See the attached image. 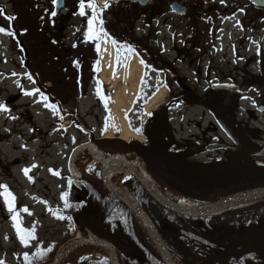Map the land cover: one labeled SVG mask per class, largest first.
Here are the masks:
<instances>
[{
  "label": "rangeland",
  "instance_id": "obj_1",
  "mask_svg": "<svg viewBox=\"0 0 264 264\" xmlns=\"http://www.w3.org/2000/svg\"><path fill=\"white\" fill-rule=\"evenodd\" d=\"M16 2L19 5L18 11L14 10L13 0H0V5L3 6L4 12L8 16L15 18L20 29H26L28 27L26 1L17 0ZM99 19L101 20V17ZM99 25V22L93 25L95 32L98 33L95 39H86L88 27L80 34L76 32V29H70L66 34L68 37L66 46L71 50L69 52H63L57 44L56 50L50 53V61H53V58L57 56L60 57L57 64L61 69L60 74H48L43 70H39L36 74V78L42 82L53 79L50 88L54 90V98L66 99L60 97V93L63 92L78 96L77 89L81 93L85 92V97L80 99L78 107L79 116L82 119L78 122L81 123V127H76L73 124L72 116L64 118L60 107H56L55 113L46 107L42 100L43 95L39 92L35 82L30 80H26L22 94L34 92L35 95H25L19 101V109L15 111V114L11 111L14 105L8 99L17 92V88H21L19 86L20 79L18 81L11 78L13 59L15 58L12 39L8 35L0 34V68L3 72L2 102L6 104L7 101L9 106L6 107L7 104H4L7 111L1 112V123L7 129H13L12 136H8L5 131L2 132L0 186H6L7 191L15 198L14 208L19 213V227L31 230L35 225L34 234L36 237L35 240L29 241L30 246L28 247L21 244L13 224V213L8 212L4 197L0 196V262L2 264L26 263L35 256L37 251L44 252L48 248L57 254L70 234L74 233L75 237L82 236L73 226L71 219L56 218V215L69 217L67 212L73 184L70 174L71 154L80 144H96L101 139L108 140L105 139L108 133L113 134L114 138L111 140L119 137L118 128L113 123L109 112L114 89H110L99 79H94L91 71L96 45L100 46L102 34H104ZM140 33L149 34L151 39L149 43L156 52H161L160 48L166 46L162 58L169 61L170 29L155 30V27L150 25L144 30L141 29ZM165 38L166 41H164ZM61 45L64 46L62 42ZM128 49L127 47H115V69L120 70L129 58ZM18 61L21 63L20 58ZM155 70L152 67V61L146 56L142 63V77L138 93L132 107L124 116L129 126L131 125L135 129L143 130L147 121L143 118L144 103H147L161 88H167L165 86L166 75ZM77 81H79L78 85ZM98 87L100 96L97 95ZM170 93L167 88L166 98ZM101 96L105 99H101ZM47 104L50 103L47 101ZM256 104L255 101L244 100L241 102V110L254 109ZM65 106L67 107V105ZM68 107L70 106L68 105ZM168 110L170 123L180 142H194L203 145L225 141L221 132L207 130V127L212 124V119L201 110L193 108L189 104L175 103L174 101L168 105ZM194 123L200 124L201 127ZM252 125L254 127L253 138H256L258 142L261 141L259 143L263 145L264 119L261 125L257 123H252ZM7 137L8 140H6ZM225 143L229 144L226 141ZM223 156L225 155L221 152H206L198 156L197 159L208 161ZM34 165L35 167H33ZM73 168L76 173L92 178L94 180L93 187L96 190L107 193L105 188L103 190L96 187V184H99L95 180L99 177L101 166L84 170L74 162ZM25 169H30L27 176L24 174ZM53 173H58V175ZM69 181H71V185H69ZM3 191L4 188L0 187V192ZM65 193L67 194L66 199L62 200L61 197ZM41 201L45 203H41ZM21 209H27V212L21 211ZM29 212L32 215H28ZM26 255L29 260H25Z\"/></svg>",
  "mask_w": 264,
  "mask_h": 264
},
{
  "label": "flooded vegetation",
  "instance_id": "obj_2",
  "mask_svg": "<svg viewBox=\"0 0 264 264\" xmlns=\"http://www.w3.org/2000/svg\"><path fill=\"white\" fill-rule=\"evenodd\" d=\"M16 1L13 0L14 10L18 11L19 5ZM25 1L28 27L20 29L14 19L11 31L14 36H10L15 56L11 78L18 81L20 79L21 87L8 99L14 105L11 108L14 114L19 109V101L25 96L22 92L26 80L34 81L39 92L47 97L50 103L48 95L55 96L54 90L50 88L53 79L42 82L36 78V74L39 70L47 71L48 74L61 73L60 66H57L60 57L50 61V53L56 50L57 44L63 52L71 51L66 46L67 32L72 28L76 29L78 34L86 31L88 19L93 14L92 9L85 7V15H79L81 0ZM89 2L91 0H84L85 4ZM95 3L103 21L99 27L109 36L114 33L111 28L113 25L119 24L122 19L125 22L131 19V40L137 41L140 46L148 44L151 47L149 34H141V29L144 30L150 25H153L155 30L170 29L169 61L162 58L166 46H162L159 53L152 47L151 49L157 53L159 63H169L172 67L170 81L173 90L170 95L173 101L189 104L208 115L212 124L207 130L221 132L224 140L229 143L223 141L222 144L227 148L216 151H207L210 143L206 144V151L224 153L225 156L221 158H226L230 153H235L244 141L251 145V157L256 165L258 162L264 163V155H260L264 152V144L261 145V141L258 142L253 138L254 134L252 135V123L261 125L264 119V0H151L146 5L140 2L108 0L106 9L99 4V0H95ZM53 11L56 12L55 16L51 15ZM113 37L111 40L115 39ZM116 46L129 48L128 45ZM2 74L0 68V105L4 107ZM28 76L32 79H28ZM76 83L78 85L79 81ZM77 93L78 96L69 92L60 93V97L68 99V103L63 102L65 99L59 100L63 106L67 105L65 107L71 110L72 114L75 109L74 101L77 98L80 101L82 94L79 89ZM247 99L257 102L256 107L242 111L241 102ZM6 104V107H9L7 101ZM1 112L0 144L3 141V131L8 136L13 134V129H7L1 123ZM72 120L76 127H81L78 122L81 120L74 119L73 116ZM194 124L201 127L200 124ZM8 139L7 137L6 140ZM72 183L73 186L75 182ZM144 192L154 201L146 191ZM230 264L236 262L231 260Z\"/></svg>",
  "mask_w": 264,
  "mask_h": 264
},
{
  "label": "trees",
  "instance_id": "obj_3",
  "mask_svg": "<svg viewBox=\"0 0 264 264\" xmlns=\"http://www.w3.org/2000/svg\"><path fill=\"white\" fill-rule=\"evenodd\" d=\"M0 10V28L11 32L12 20L5 18L10 16L1 5ZM127 21L122 19L119 24L113 25L111 28L114 33L110 37L116 39H113L115 45H128L131 49L129 53H135L143 62L147 56L155 71L166 75L165 86L172 94L171 65L159 63L157 53L148 44L140 46L137 41H132L133 28L129 25L131 19ZM97 59L98 53L91 67L94 79ZM44 93L47 94L46 91ZM48 96L52 105L61 108L64 118L72 114L71 110L63 106L62 101L52 95ZM84 96L85 92L80 95ZM63 102L67 104L68 99ZM78 104L79 98L74 101L72 116L80 120ZM169 116L168 106L151 113L144 131L139 133L145 137L146 143L111 140L101 142L96 147L106 154L126 155L163 189L200 204H211L247 190L264 188V168L252 160L251 145L242 141L236 152L226 158L199 161L197 157L206 153L207 145L180 142ZM131 129L135 131L132 126ZM75 183L83 189V200L70 204L67 214L78 233L84 238L106 241L118 252L122 264H166L148 244L140 226L121 202L85 181ZM125 190L150 217L168 251L182 264H230L231 260L236 264H264V201L206 218H191L168 211L152 201L134 179L125 184ZM74 235L70 234L68 240L74 238ZM180 238L198 243L202 249L193 254ZM42 253H45L42 258L35 255L23 264H51L56 252ZM77 264L110 262L107 259L88 257Z\"/></svg>",
  "mask_w": 264,
  "mask_h": 264
},
{
  "label": "bare ground",
  "instance_id": "obj_4",
  "mask_svg": "<svg viewBox=\"0 0 264 264\" xmlns=\"http://www.w3.org/2000/svg\"><path fill=\"white\" fill-rule=\"evenodd\" d=\"M108 0H99L101 6H105ZM100 63L98 77L99 80L105 85L109 86L110 89H114V95L112 96L109 112L111 113V119L116 124L119 131V139L124 142H130L131 140H138L145 142V139L141 136H137L133 133L127 125L125 120V113L130 110L134 99L138 93L140 80L142 77V63L141 60L136 56L132 55L123 64L120 70L114 69L115 64V49L111 45L110 40L106 36H102L100 44ZM167 96V90L161 88L147 103L144 107V120H147L151 111L162 102ZM113 134L108 133L105 139H113ZM104 157L96 149H84L80 151L75 157V163L82 167L84 170H91L100 168ZM129 179V175L120 169H112L108 173V181L115 191L122 193L124 196L127 194L124 192L122 185ZM151 181V180H150ZM154 190L167 202L173 206L183 210H201L205 206L196 202L184 199L177 196L163 188H160L153 181H151ZM97 188L104 190V187L97 185ZM264 200V197L252 196L244 198L234 202L233 204L226 207V210L240 209L257 202ZM183 201L184 203H181ZM142 231L147 242L154 248H158L155 238L152 232L142 226ZM93 257L95 259H104L108 257V253L101 247L94 243L78 244L73 247L65 256L62 264H77L80 260ZM176 264H182L177 261Z\"/></svg>",
  "mask_w": 264,
  "mask_h": 264
},
{
  "label": "water",
  "instance_id": "obj_5",
  "mask_svg": "<svg viewBox=\"0 0 264 264\" xmlns=\"http://www.w3.org/2000/svg\"><path fill=\"white\" fill-rule=\"evenodd\" d=\"M123 1L140 2L141 4L146 5L151 0H123ZM100 55H101V52H100ZM99 63H100V56H99L98 64ZM172 101H173V97H169L163 102H161L155 109H160L168 105ZM136 135L139 136L138 134ZM117 140H120V139L117 138ZM124 143H127V142H124ZM92 148H93L92 144L86 143V144L79 145L73 151L71 155V160H70V173H71L72 179L84 180L88 183H92V179H90L89 177L85 175L76 173L73 169V163L75 161L76 155L84 149H92ZM225 148H227L226 145L211 143L209 147L207 148V150H220V149H225ZM260 155H264V152L260 153ZM257 165L259 167H264V163L258 162ZM112 169H120L124 171L126 174H128L130 178L135 179L136 182L142 187V189L146 191L157 204H159L166 210L179 214V215L191 217V218H206V217L215 215L217 213H220L222 211H226L225 209L226 207L244 198H248L252 196L264 197V188H256V189L247 190V191L235 194L230 197H226L224 199H221L211 204H202L205 207L201 210H196V211L183 210L167 202L154 190L152 183H151L152 179L144 171L141 170V168L138 166L136 162H132L128 158L121 157V156H114L111 158H107L104 162H102L101 180H102L103 186L105 187V189L107 190V193L112 198L121 202L128 209L130 214L133 216L135 221L140 226L141 230H142V226H145L152 232L158 248L156 249L150 244L149 245L162 257L163 261L166 264H176L177 260L172 256V254L166 248L165 244L163 243L150 217L133 201V199L130 196L128 195L124 196L122 193L115 191L114 188L111 186V184L108 181V173ZM69 199L71 203H80L82 201L81 191L75 185L71 189ZM180 240L193 254H195L198 250L202 249V246L200 244L191 243L186 238H180ZM84 243H94L98 245L99 247H101L103 250H105L108 253L107 259H109L110 264H120L118 252L112 246H110L106 241L98 239V238H82V237H78L76 240H72L71 242L65 243L60 248L58 254L56 255L54 261L51 264H62L65 256L73 247H75L78 244H84Z\"/></svg>",
  "mask_w": 264,
  "mask_h": 264
},
{
  "label": "snow or ice",
  "instance_id": "obj_6",
  "mask_svg": "<svg viewBox=\"0 0 264 264\" xmlns=\"http://www.w3.org/2000/svg\"><path fill=\"white\" fill-rule=\"evenodd\" d=\"M79 7H80V12H79L80 16L85 15V12H84L85 7L93 10L92 16L88 19V32L86 33V39H95L96 36L98 35V33L95 32L93 25L96 22H99L101 24L103 23V21L99 19L101 12H100V10H98L97 5L95 3V0H91V2H89L88 4H85L84 0H81ZM104 7L106 9L108 7V4L106 3ZM0 14H2V10H0ZM51 15L55 16L56 12L53 11L51 13ZM5 18L8 19L9 21L15 19L14 17H5ZM0 34H4V35H8V36H14V33L9 32V31H5L2 28H0ZM113 43L115 44V41H113ZM96 50L99 51V44L96 45ZM128 51H131V49L129 48ZM141 63H143V62L141 61ZM28 79H32L31 76H28ZM24 95L32 96V95H35V93L34 92H25ZM97 95L100 96L99 87L97 89ZM101 99H105V98L101 96ZM42 100L45 102V106L48 107L49 109H51L54 113L57 111V108L55 105L47 104V97L42 96ZM105 103H107V100H105ZM0 111H7V109L4 108L2 105H0ZM135 131L139 134L141 130L135 129ZM33 167H35V165ZM29 171H30V169H25L24 174L27 176ZM53 174L58 175V173H53ZM69 185H71V181H69ZM0 187L4 188V191L0 192V196L4 197V203L7 207L8 212L13 213L12 220H13L14 227H16L17 236H18L21 244L24 245L25 247H28V246H30L29 241L36 239L35 234H34L35 233V225L33 226V228L31 230H25V229H22L19 227V224H20L19 213L16 212L15 208H14L15 198L11 195V193H9L7 191L6 186H0ZM66 195H67L66 193L64 195H62L61 199L62 200L66 199ZM41 203H45V202L41 201ZM181 203H184V202L181 201ZM66 206H68V205L66 204ZM21 211L27 212V209H21ZM28 215H32V213L29 212ZM56 218L57 219H69V220L71 219L70 217H63L60 215H56ZM47 251H51V248H48ZM35 255L39 258H42L43 255H45V253L37 251V253H35ZM25 260H29V257L27 255L25 256ZM0 264H2V262H0Z\"/></svg>",
  "mask_w": 264,
  "mask_h": 264
}]
</instances>
